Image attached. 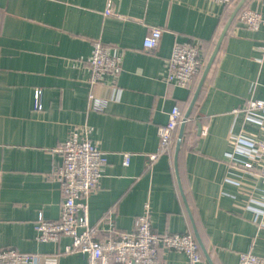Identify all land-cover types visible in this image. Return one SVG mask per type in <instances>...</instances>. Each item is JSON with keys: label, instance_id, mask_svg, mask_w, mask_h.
<instances>
[{"label": "crops", "instance_id": "crops-1", "mask_svg": "<svg viewBox=\"0 0 264 264\" xmlns=\"http://www.w3.org/2000/svg\"><path fill=\"white\" fill-rule=\"evenodd\" d=\"M244 8L264 19V0ZM105 10L106 0H0V251L34 254L38 264H86L65 253L70 238L42 243L35 225L39 216L60 220L58 150L87 126L108 160L88 199L100 239L133 234L149 203L155 233L197 231L209 257L200 248L197 264H239L249 252L264 259V158L233 139L244 132L264 139V130L232 114L264 101V24L251 31L232 22L187 123L176 173L179 128L175 147L162 153L158 128L175 107L184 119L233 10L208 0H117L112 16ZM150 29L162 31L155 51L143 48ZM96 43L120 55L122 69L91 86ZM176 43L200 48L203 71L188 89L167 80ZM90 95L101 110L91 108ZM160 255L166 264H191L183 253Z\"/></svg>", "mask_w": 264, "mask_h": 264}, {"label": "built area", "instance_id": "built-area-1", "mask_svg": "<svg viewBox=\"0 0 264 264\" xmlns=\"http://www.w3.org/2000/svg\"><path fill=\"white\" fill-rule=\"evenodd\" d=\"M117 0H106L105 16L114 14ZM214 4L235 9L240 0H208ZM239 23L251 31H257L264 24L262 16L250 9H242L237 16ZM162 31L150 29L143 41V48L155 51L160 44ZM91 71L90 85L101 83L106 76L117 78L122 69V57L96 43L92 56L87 62ZM203 71L200 48L193 43H176L168 61L169 83L181 88H190ZM90 106L101 110L103 105L90 95ZM43 111V90L34 93V112ZM235 118L244 114L245 118L264 130V101L250 100L232 113ZM183 122L181 112L175 107L169 114L166 125L158 128L159 152L172 146L176 132ZM90 127L77 128L58 150L62 165L58 168L56 179L61 186L63 202L60 220L49 221L39 216L35 225L37 240L42 243H58L62 237L71 239L65 248L67 254H80L86 264H166L161 257L162 250L185 254L191 264L201 261V253L194 236L186 234H157L153 230L151 206L146 203L142 214L137 218L133 234H121L99 238L98 231L90 224L88 199L100 185L108 160L92 141ZM236 144L249 148L253 159L264 158V139L247 132L233 135ZM130 155L124 156V164H129ZM157 154L150 157L151 161ZM0 264H38L34 254L20 253L13 249L0 251ZM239 264H264V259L252 253L240 255Z\"/></svg>", "mask_w": 264, "mask_h": 264}, {"label": "water", "instance_id": "water-1", "mask_svg": "<svg viewBox=\"0 0 264 264\" xmlns=\"http://www.w3.org/2000/svg\"><path fill=\"white\" fill-rule=\"evenodd\" d=\"M246 1H247V0H240V1L238 2L237 6H236L235 9L233 10L232 15H231L230 18H229L227 24L225 25V28H224V30L222 31V33H221V35H220V38H219V40H218V42H217L216 48H215V50H214V52H213V54H212V56H211L209 62L207 63L206 68H205L203 74H202V77H201V79H200L199 85H198V87H197V90H196L195 95H194V97H193V100H192V102H191L190 108H189L188 112L186 113V115H185V117H184V119H183L182 124H181L180 127H179L178 136H177V141H176V147H175V158H174L176 173H178V157H179V153H180V150H181V145H182V142H183V140H184V135H185L186 126H187V123L190 121V116H191V113H192V111H193V108H194V106H195V104H196V102H197V100H198V97H199L200 92H201V90H202V88H203V85H204V83H205V81H206V78H207V76H208V74H209V72H210V70H211V68H212V65H213V63L215 62V59H216V57H217V55H218V52H219L220 47H221V44H222V42H223V40H224V38H225V36H226V34H227L229 28H230L232 22L235 20V18H236L237 15L239 14V12L243 9V7H244ZM197 125H198V127H199V130H198V131H199V134H200V132H201V126H200V123H198ZM181 193H182V196H183V198H184V193H183V191H181ZM195 239L197 240V243L199 244L200 248L204 251L205 255L208 257V255H207V253H206V250H205V248H204V246H203V243H202V241L200 240V237L198 236V233H197L196 230H195ZM207 259L209 260V257H208Z\"/></svg>", "mask_w": 264, "mask_h": 264}, {"label": "trees", "instance_id": "trees-1", "mask_svg": "<svg viewBox=\"0 0 264 264\" xmlns=\"http://www.w3.org/2000/svg\"><path fill=\"white\" fill-rule=\"evenodd\" d=\"M238 16V15H237ZM236 19V18H235ZM187 127V126H186ZM185 135H186V130H185ZM185 135H184V138H185ZM176 138V137H175ZM174 138V141H173V145H172V147L174 148L175 147V141H176V139ZM195 238V237H194ZM196 240V239H195ZM196 242H197V240H196ZM198 244V243H197ZM198 247H199V251H200V253H201V250H200V246H199V244H198ZM203 259V257H202V254H201V260Z\"/></svg>", "mask_w": 264, "mask_h": 264}]
</instances>
